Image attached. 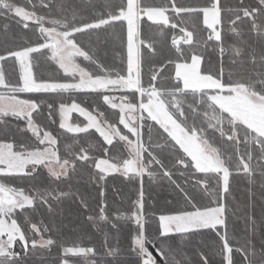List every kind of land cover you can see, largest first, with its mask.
<instances>
[{
    "label": "snow or ice",
    "instance_id": "1",
    "mask_svg": "<svg viewBox=\"0 0 264 264\" xmlns=\"http://www.w3.org/2000/svg\"><path fill=\"white\" fill-rule=\"evenodd\" d=\"M40 4L45 9L59 7L61 12L65 11L54 0L47 3L40 0ZM31 7L32 10L12 0H0V16L5 12L14 15L23 29L35 35V39L15 47L5 46L0 52V124L6 129L7 117L22 118L26 127L20 131L32 134L30 141L9 139L6 131L0 135V264H21V253L15 251L17 243L25 252L37 246L56 245L51 236L45 238L49 230L42 221L34 223L25 215L23 224L19 223L21 213L28 209L34 212L37 206H46L51 212L69 196L78 197L80 205L89 208L82 195L61 187L72 179L81 163L87 165L89 161L96 170L92 178L99 185L100 197L98 215L88 217L93 223L109 219L101 182L114 173L139 182L137 199L128 210V218L136 224L135 235H130L131 251L139 258L138 264H160L148 244L155 248L162 264H180L170 246L160 241L156 247L157 237L146 235L143 178L145 175L152 178L157 173L183 200L158 216L159 237L168 239L173 234L183 237L210 229L216 232L221 243L222 264H234V252L243 255L244 264H264V245L257 253L251 239L242 245L234 244L228 229L229 215H235L230 213L228 200L232 193L231 181L236 175L247 178L253 206L255 178L259 176L264 199V0L249 4L239 0L234 7H225L222 0H205L203 5L186 4L182 0H163L159 5L141 0H111L107 10L99 14L78 17L73 12L71 18L62 15L60 19L39 15L34 10L36 6ZM176 16L202 17L208 35L194 41L193 31L182 27L183 36L179 39L173 36L175 59L167 60V64L174 65L173 78L164 75L165 64L158 66L157 61L146 59L141 51L145 48L148 56L157 54L154 41L140 39V25L143 22L151 27L158 23L176 28L177 24H170ZM245 22L248 30L257 34L252 44L239 41ZM117 26L118 37L113 33L111 39L114 44L119 40L120 65L106 63L101 49L94 47L91 39L88 43L79 39L91 33L107 34ZM4 29L6 32L7 24ZM229 33L238 42L226 44ZM180 40L189 46L188 52L179 47ZM95 43H99V36ZM210 45L217 54L216 61L207 60V66L202 67ZM227 51H231L232 57L226 64ZM80 58L91 69L82 66L78 62ZM9 62L11 68L6 69L4 65ZM41 62L54 63L56 72L62 71L64 75H47ZM64 93H79L96 100L94 105L86 107L83 101L77 102L76 95L69 96L70 103L65 101ZM21 94L51 95L45 100L40 96L25 99ZM188 96L199 97V104L196 107L188 104L186 110L184 98ZM104 105L114 119L100 111ZM45 106L47 120L56 124L54 117L58 115L59 129L65 134L89 135L94 129L102 138L99 155L90 156L81 148L62 157L58 136L34 119V113L37 117L42 115L41 109ZM201 106H206L203 112L206 128L189 123V113L197 112ZM73 112L84 117L87 123H71ZM207 129L219 134L224 149L230 151L227 158L206 137ZM154 135L163 139V146L153 143ZM15 179L33 183L25 188L5 182ZM205 196L210 198L208 204L202 202ZM245 216L249 233L255 234V217L248 213ZM112 228L117 229V225L112 224ZM102 247L106 249V256H114L119 251L110 244L107 235ZM62 252L60 264H70L65 258L69 254L82 257L98 254L94 246L79 245L64 246Z\"/></svg>",
    "mask_w": 264,
    "mask_h": 264
},
{
    "label": "trees",
    "instance_id": "2",
    "mask_svg": "<svg viewBox=\"0 0 264 264\" xmlns=\"http://www.w3.org/2000/svg\"><path fill=\"white\" fill-rule=\"evenodd\" d=\"M14 3H19L21 6H27L32 10V5H35L34 9L39 15H48V18L60 19L62 15H66L71 18L73 12L78 17L89 16L93 13L99 14L106 9V5L111 0H54L55 5H63L64 12H61L59 7H52L51 10L41 7L40 0H12ZM48 0H45L47 3ZM142 3L147 2L150 4L159 5L163 0H141ZM183 3L192 4L197 3L203 5L205 0H182ZM239 3V0H222V4L225 7H234ZM245 4L255 3V0H244ZM50 13V15H49ZM18 19L14 15L4 13L0 16V52H2L5 46L15 47L17 45L24 44L26 40L35 39V35L27 29H23L22 24L18 23ZM184 21V23H181ZM8 25V29L5 32L4 25ZM170 24H177L176 28H171L170 25H163L153 23L151 27L148 24L141 23L140 25V39L152 40L156 43V55L148 56L145 48L141 51L145 54L146 59L154 60L159 64H165L166 70L164 75L174 78L175 69L174 65L167 64L169 58L175 59V46L172 45V38L175 36L178 38L181 35L180 29L186 28L187 31H193V40L201 41L208 35L205 31V26L201 18L176 16L170 20ZM195 25V30L194 26ZM31 27V22H30ZM120 32L119 26L114 29H109L108 33H91L79 37V39L85 43L89 40L93 42L94 47L101 49V55L106 63L120 65L121 55L120 47L118 46V38L115 41L111 39L112 34L116 33L117 37ZM163 33V35H161ZM97 36H99V43L96 44ZM257 40V34L248 30L247 22L243 26V35L239 38V41H244L249 44L254 43ZM238 42L237 38L233 34L229 33L226 39V44ZM185 52L189 51V46L185 43L179 46ZM106 53V56L104 54ZM126 55V53H125ZM216 53L212 52V46H209L206 53V62L202 67L207 66V60H211L213 63L216 61ZM232 57L231 51H227L224 55L225 63ZM79 62L84 67L91 65L88 62L83 61L82 58ZM42 68L45 69L46 74L49 76L59 75L63 76V72H56L57 66L54 63L44 65L41 62ZM6 69L11 68V62L4 65ZM147 65H145V71ZM148 77L145 75L144 80L147 81ZM22 98H35L40 96L42 99L49 100L51 94H21ZM76 95L78 97L77 102L83 101L84 106L88 107L94 105L96 98L91 96H85L79 93H64L63 99L67 102L69 96ZM59 99V98H58ZM185 99V109L187 110L188 104H193L196 107L199 104V97L195 99L192 96H188ZM50 102V101H49ZM206 106H201L195 113H189V123L195 122L196 124L206 128V118L203 116V112ZM100 111L105 112V116L109 119H114L111 110L107 105L100 108ZM42 115L38 116L34 113V119L42 126L47 125L49 130L53 131L54 135L58 136V148L62 157H65L69 153L79 152L81 148L87 150L90 156L99 155L98 145L102 142V138L99 137L95 130H90L89 135L83 133L73 134L64 133V130L59 129V116L54 117L57 121L56 124H51L47 120L46 106L41 109ZM77 114L74 115L76 120ZM81 124L85 123L83 118L78 117ZM7 119V128L0 124V135L6 131L9 139L15 138L18 141H30L32 134L30 131L21 132V129L26 127V121L22 118H16L9 116ZM227 127V126H226ZM147 131V129H145ZM206 137L210 138V142L214 143L215 147L221 148L224 151L225 158L230 155L229 150H225L221 144L218 133H213L211 129L206 130ZM153 143L163 146L164 141L159 136L154 135ZM165 154L168 153V149H164ZM95 169L92 166V162L89 161L87 165L81 163L78 166L77 172L73 175L72 179L67 181L64 185H61L64 191L79 193L89 203V208L85 209L80 205L78 197H65L62 202L56 204L53 211L49 212L46 206H37L33 212L28 209L26 212L21 213L18 217V222H24V216H30L32 222L43 224L48 228V233H45V237L51 236L56 241V245L49 248L38 247L35 250L29 249L23 251L21 245L17 243L15 245V251L21 253V264H60V258L64 256L62 248L64 246H94L98 250L96 256H73L69 254L67 257L72 264H138L139 258L136 253L131 251V235H135L136 224L135 221L128 218V210L137 199L139 191L138 181H129L126 177L121 176L119 173L112 174L111 177L106 178V181L101 182L104 186V200L108 206L107 222L97 220L95 223L88 220L89 216L98 215V200L99 197V185L92 177L95 174ZM45 177L47 172H44ZM114 177V178H113ZM6 183H10L14 187H29L33 182L22 179L6 180ZM261 183L260 177L255 178V193L256 197L253 203L250 202L249 185L247 178L241 175H236L232 181V193L228 200V206L230 213L235 212V215L230 214L228 218V229L231 241L236 244L237 242L242 245L247 239H251L255 244L256 251L259 253L262 245H264V199L261 198V189L259 187ZM214 184V182H213ZM44 187V184H40ZM190 187V186H189ZM143 189L145 194V220H146V235L149 237H157L156 247L160 246L162 241L166 246H170L173 250V255L176 261H180V264H222L221 255V243L216 236V232L210 229L201 230L198 234L185 235L183 237L180 234H173L170 238L164 239L159 237L158 232V216L167 212L169 209L177 207L183 203L181 194L174 189V187L165 179H162L157 173L156 176L150 178L147 175L143 178ZM209 197L205 196L203 203H209ZM245 213L253 215L255 217V225L257 231L255 234H250L248 231V221ZM155 214V216L153 215ZM112 224L117 225V229L112 228ZM27 227V226H25ZM131 233V235H130ZM32 235V233H28ZM109 237L110 244L119 249L118 253L114 256L104 255L106 251L102 247L104 237ZM38 238V235L37 237ZM153 255L162 264V259L156 252L155 248L151 244L147 245ZM259 260V255H257ZM234 264H244V257L241 253H233Z\"/></svg>",
    "mask_w": 264,
    "mask_h": 264
},
{
    "label": "rangeland",
    "instance_id": "3",
    "mask_svg": "<svg viewBox=\"0 0 264 264\" xmlns=\"http://www.w3.org/2000/svg\"><path fill=\"white\" fill-rule=\"evenodd\" d=\"M183 36V33H181V35L177 38V39H179L180 37H182ZM182 44H184V42H183V40H180V44H179V46H181ZM78 62H79V60H78ZM80 63V62H79ZM75 114H77L78 115V117H80V118H83L84 120H85V118L84 117H81V116H79V114L78 113H76V112H73L72 114H71V123H81V121H80V119L77 117V119L75 120L74 119V115ZM85 123H87V121L85 120ZM46 238V237H45ZM37 239H39V235H38V238ZM39 247V246H38ZM70 264H72V263H70Z\"/></svg>",
    "mask_w": 264,
    "mask_h": 264
}]
</instances>
